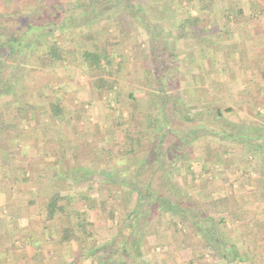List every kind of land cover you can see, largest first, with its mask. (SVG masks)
Masks as SVG:
<instances>
[{
    "label": "rangeland",
    "instance_id": "rangeland-1",
    "mask_svg": "<svg viewBox=\"0 0 264 264\" xmlns=\"http://www.w3.org/2000/svg\"><path fill=\"white\" fill-rule=\"evenodd\" d=\"M88 1L90 0H0V16L2 17L0 29L3 31V35L9 37L11 34L21 35L25 31L26 26L19 19L21 16L26 17L29 22L40 23L46 14L53 12L50 9L51 6L60 7L59 9L63 8L64 15L69 16L63 22L64 28L44 30L46 39L50 41L58 40V43L65 50L67 59L65 68L69 73L67 81H65V69H59V63H56V70L59 69L58 71H51L50 73L43 71L41 73L38 70L40 67L48 70L51 66L49 62L47 66L43 67L37 61L36 54L39 53H37L38 49L41 48L40 50H42V45L35 41L36 38L32 40L35 42L30 47L31 49L24 48L23 52H11L8 47L2 46L0 43V108L1 105L7 104V108L4 109L7 113V119L16 120L20 127V129L18 128L19 132L13 135L16 139H7L0 149V186H5V188L0 189L4 192L3 195H0V264H52L53 261H55L54 264H59L56 261L57 258H60L58 261H70L74 256V252L77 251L76 244L68 243L69 246L66 249L60 247L58 256L55 257V255H51L53 253L51 250L53 239L50 240L46 235L43 237L41 233L44 232L45 234L46 228L51 229L52 232L60 231L59 228L68 226L71 218L76 217L75 212L85 206L93 207L88 210L89 219L93 221V237L88 238V242L90 246L103 245L96 254L94 264H99V260L106 257L110 247L116 251V254H112L110 259L102 264H111L114 260L120 264H128L126 259L122 258V251L117 250L120 243L127 239L128 247L132 241L130 253L136 259V264H191L190 261L193 260H214L218 258L217 250L224 245L223 243H228V215L226 213H214V225L208 223L209 230L211 229L213 232L221 231V241L215 240L209 235L196 233L192 230L189 219L182 223L177 217L166 214L161 215L158 222L151 220L149 225L147 224L143 230L141 229L140 234L138 229L134 230L133 236L126 228V220L123 221V216L118 215V210L114 212L115 215H118L114 219L107 217L108 212L105 209L103 210L101 206L103 202L101 201L105 200L111 206L114 201L118 204L126 202L130 205L133 202L134 195H130L127 188H123L122 185L114 183L112 180L103 179L104 177L100 176V170L110 169L108 171H121L123 173L128 170L131 174L134 168L133 164L139 165L136 166L138 172L147 167L152 169L153 166L141 164L142 152H140L141 154L136 152V154L126 157L112 155L113 158L111 159V156L106 157L101 151L99 154L96 153V148L101 149V146L94 143V141L104 139V147L114 150L112 139L115 138L120 143L124 139L123 132H121L122 126L117 125L118 120L120 122L125 121V125L131 122L133 126H140L146 120V117L154 115V108L160 101V92L157 91L156 78H153V72L146 67L145 63L154 65L153 57L160 60L159 64L166 68L165 75L179 76L181 97L186 106H194L200 108L198 111L204 112L215 108L226 109V107L217 108L215 106L216 104L219 105L220 100L217 103L213 99L215 96L211 97L208 87L195 88L196 91L194 92L193 86L192 88L190 86L193 85V77L185 75L188 72L197 74L195 77V81H198L196 85L201 84V78L207 80L210 78V76L204 74V71L200 70V68H203L207 71L206 69L209 66V60L207 59L209 55L207 56L205 53V46H194V43L190 41L178 44L162 33L163 35L159 38L163 41L166 40L167 47L170 52L175 53L176 60L169 55L166 57L159 49L152 52V42L149 39L148 32L135 19L129 16L123 18L117 16L120 13L117 2L120 0H114L112 2L113 6H110L109 10L103 12L99 9L95 11L88 8L89 14L81 16V8L78 5L80 3L84 5ZM141 1L140 6L150 20L155 19L154 16L169 17L172 7L178 5V3L183 6L186 0H151V3L155 5H152V7L144 0ZM166 5L168 8L164 7ZM153 7H156L155 11L158 13L150 15L153 12ZM167 23H170L168 18ZM170 35L172 36V32L169 33ZM2 39H4V36ZM35 48L37 49L36 52H34ZM94 48L109 52V56H111L110 65L105 66L102 63L99 69H94L86 67L82 63V50H93ZM61 65L64 64L61 63L59 66ZM188 69L190 70L188 71ZM103 76H108L112 81L111 89L106 87L98 89L110 93L108 100L105 98L106 100L104 99L102 104L103 99H100L95 110L91 107H84L79 102L93 101L95 97L96 92L92 93L95 90L93 89L95 87L91 84L92 80ZM43 84L47 86L46 90L39 91L38 87ZM166 89L169 91L168 87ZM171 92L172 95H175L177 91L171 90ZM62 96L64 97L62 98ZM70 96H74L75 99L79 100L78 107L80 106V109H83L81 111L85 114L89 113V115L83 117V119H76L74 122L77 123L70 124L66 131L71 135H73L72 133L76 134L75 132L85 134L88 144L81 142L78 147L76 146L78 142L70 137L73 143H77L74 145L65 141L69 146L67 147L69 149L66 150L69 154L67 155L61 147L56 148L55 143L57 144L58 141L51 139V132H59L57 118L61 117V114H53L51 110L53 104L48 103V100L52 99V102L59 101V104L62 100H65L66 103L70 101ZM219 99L224 98L220 97ZM14 106H24L29 112L28 118L23 120V118L16 117L13 111ZM34 106H41V109H39L41 114ZM43 106L46 109L45 107L42 108ZM35 111L38 112L37 116L33 115ZM240 111L241 109L238 108L237 113L241 116L244 115ZM261 116L264 117L263 112ZM228 117V112H225L223 118L226 120L220 122L228 125ZM94 119L103 124V131H97L98 128L95 131H90V129H93L92 126H95L92 125ZM218 120L220 119L217 118ZM261 120H259L260 125L264 124V121L261 122ZM210 125L215 126L214 123ZM156 129H160L157 124L151 131H145L142 139L144 143L149 142L150 134L155 133ZM60 130L63 131V127ZM90 132L94 133L90 134ZM92 134H94L93 137H91ZM43 137L44 144L51 143V150L46 151V155H40L39 159L40 162L47 163V167L51 168L48 163L54 164L56 170L63 172L64 163L69 165L74 160L75 165H88L91 168H97V171L93 172L94 176L92 175L89 178L81 179L80 170L76 171L77 174L74 172L71 175L68 174L69 180L67 181L69 184L67 188L59 187L61 185L60 178L55 179L57 184L55 183L53 187L58 188L56 191L60 195H70L71 193V196L70 202L67 203L62 215H57L54 219H45L46 212L42 210L52 195L51 191L41 197L42 199H36L30 193L19 190L18 195H20V198L27 200V203L22 205L16 204L15 199L10 198L12 195H8L12 189H9L8 186L14 181L15 175L19 173L16 169L19 166L15 162L35 163V159L37 160V158H34L35 151L38 149L40 138ZM30 138H33V141L28 142ZM19 141L20 143L25 141V145H27L23 155H18V149H14L15 146L18 147L17 142L19 143ZM29 143H32L31 146ZM231 144L232 146H239L237 142H228L226 137L220 138L215 134H208L193 144L190 153L184 154L183 160L174 175V180L180 183L178 186L181 187L182 194H185L184 197L187 199L192 198L198 206L202 201H208L216 197H222L224 201L228 199V165L238 162V158L234 159L231 156V159L228 156V148L231 147ZM76 149L79 152L76 153ZM59 150H64L63 154ZM81 159H84V161ZM106 159H111L112 162L110 163ZM116 159H121V162L114 163ZM125 162L126 164L121 165ZM250 162L252 163V160L246 159L242 163L249 165ZM30 167L29 165L25 168L30 170L28 175L32 176ZM47 174L50 175L51 173L48 171ZM53 174L57 175V172H52V176ZM230 177L234 178V175L231 176L230 174ZM246 178V175H243L242 181L244 184L249 179ZM156 180L153 181L155 189L164 196L168 195L170 197L169 192L165 190L167 188L163 185V181ZM12 191L14 190L12 189ZM74 198L76 202L73 201ZM17 214L22 215V218L16 220L14 216ZM172 220L177 222L179 229L192 231L187 242H184L178 236L180 232L176 233V239L173 237V226L170 224ZM11 230L14 234L11 233ZM49 232L51 234V231ZM10 233L12 235H9ZM8 236L10 237L9 241H7Z\"/></svg>",
    "mask_w": 264,
    "mask_h": 264
},
{
    "label": "trees",
    "instance_id": "trees-1",
    "mask_svg": "<svg viewBox=\"0 0 264 264\" xmlns=\"http://www.w3.org/2000/svg\"><path fill=\"white\" fill-rule=\"evenodd\" d=\"M113 1L114 0H90L84 5L80 3L78 5L81 8L80 15L89 14L88 8L94 9L95 11L99 9V11L101 10L103 12L109 10L111 8L110 6H113ZM144 2L150 4V7L154 5L151 3V0H144ZM141 3V0L118 1V10L120 13L117 14V16L120 18L129 16L135 19L141 27L148 32L149 39L152 42V52H155V49H159L166 57L169 55L176 60L175 53L169 51L166 40H161L159 36L166 34L173 42L175 41V43L178 44H184L186 41L194 43V41H198L200 37L208 31L200 27L199 22L201 21L200 15L210 6L211 0H186L183 6L181 3L173 6L169 17L154 16L155 19L151 17L152 19L150 20L146 16L145 11L141 8ZM164 7L168 8L167 5ZM59 8L60 7L51 6L50 9L53 12L46 14V16L41 19L42 22L40 23L29 22L24 16L19 17L26 26L25 31L21 35L11 34L9 37L8 35H3V31L0 29V43L2 46L8 47L11 52H23L24 48L32 47L34 42L38 41V38L44 34V30L50 31L65 27L63 22L69 16H65L63 8ZM153 8V12L150 15L158 13L155 11L156 7ZM192 9H196L198 14L192 15L190 13ZM167 18L170 23H167ZM171 32L172 36H169ZM3 36L4 39L1 40ZM34 38H36V40L32 41ZM198 44L200 45L201 43ZM40 49L37 51L35 48L34 52H39L36 54V59L43 67L47 66V62L65 64L67 61L65 50H63L61 44L58 43V40L46 42L42 45V50ZM97 49L82 50V63H84L86 67L99 69L102 63H104L105 66L110 65L111 56H109V52ZM152 60H154V65L144 62L146 63V67L153 72V78H156L155 84L157 91L160 92V101L154 108V115L146 117V120L141 123L140 126H133L131 124L125 125V121H117V125L122 126L121 132H123L124 139L120 143L113 138L112 146L114 150L102 147L101 153L106 157L111 156L110 158L112 159V155L126 157L136 154V152H142L141 156L143 159L141 164L153 167L152 169L147 167L138 172L136 166L139 165L133 164L134 168L131 174L127 170L129 175L127 172L108 171L110 169L100 170V176L104 177L103 179L112 180L114 183L122 185L123 188H127V192H129L130 195H134L133 202H129L131 203L130 205L126 202L118 204V202L114 201L111 206L104 200L101 201L103 202L101 206L103 210L105 209V211L108 212L107 217L111 219H114L118 215L123 216V221L126 220L127 223L125 225L126 228L129 229L131 235L135 233L134 230L136 229L139 230L138 232L140 234L141 229L143 230L144 226L147 224L149 225L151 220L158 222L159 217L166 214L177 217L182 223L185 222L186 219H189L192 230L196 231V233L199 232L202 235H209L213 237V239L221 241V231L213 232L211 229L209 230L208 223L214 225L215 221L213 214H218L220 212L226 213L227 215L230 213L239 218L240 216L237 215L236 212L238 209L236 210L233 208L231 204H228V199L224 201L222 197L212 198L204 202L202 201L198 206L192 198L188 197L189 199H187L184 197L185 194H182L181 187L178 186L180 183L174 180V175L183 160L184 154L190 153L193 144L208 134H215L220 138L226 137L230 142L233 140L238 144L241 143L242 147L249 148L251 151L261 150V158L264 159V150H262L264 148V125L253 127L244 123L242 124L241 122H231L230 120H228V125H225L220 121L226 120L223 116L225 112L231 110L230 108L223 110L216 108L208 109V111L204 112L198 111L200 108L186 106L181 97L179 76H174L173 74L165 75L164 72L166 68L159 64L160 60H156L155 57H153ZM189 70L190 69H188V71ZM190 75L194 78L192 73H190ZM111 83L112 81L108 76L93 79L91 82L96 89L102 87L111 89ZM167 87L169 91H167ZM171 90H176V94L172 95ZM51 104H53L51 107L53 114H60L62 109H60L58 103L52 102ZM13 111L14 115L19 117V119L23 118V120H26L29 116V112L25 107L14 106ZM6 115V112L0 111V137L3 139L5 138V140L0 139V148L3 147L7 139H13L14 133L19 132L20 129L19 123L7 121ZM217 118L220 120L217 121ZM213 123L215 126L212 127L210 124ZM156 124L160 126V129H156L155 133H151L149 142L144 143L142 139L145 131H151L152 128H155ZM106 160L110 163L112 162L109 159ZM115 162L118 164V162H121V159H116L114 160V163ZM123 164H126V162L121 165ZM191 175L193 174L191 173ZM156 179L163 181V185L167 188L165 190L169 192V195H171L170 197L168 195L164 196L155 189L153 181H157ZM51 192L52 195L45 204V219H54L57 215H62L67 203L70 202L69 196L60 195L57 191ZM64 200L65 202H63ZM92 208L93 207L85 206L76 211V217H72L68 226L60 229L57 238H53V235H50V239H53L54 243L58 244V247L66 242L73 245L76 244L77 251L74 252L73 258L63 264H89L90 262L94 264L97 252L103 247L102 244L90 246L88 242V238L93 237V221L90 220L88 216V210ZM117 210L118 215H115L114 212ZM170 224L173 226V237L176 239V233L180 232L178 236H180L184 242H187L192 231L179 229L177 222L173 220L170 221ZM121 230L122 228L120 232ZM127 243L128 239L124 242L122 241L117 250L122 251V258H125L128 264H136V259L131 256L130 253L132 241L129 247ZM112 254H116V251L110 247L106 257L99 260V264L109 260ZM218 254L219 257L228 259V253H226L222 247L219 248ZM86 260H88V262ZM111 264L120 263L114 260Z\"/></svg>",
    "mask_w": 264,
    "mask_h": 264
},
{
    "label": "crops",
    "instance_id": "crops-1",
    "mask_svg": "<svg viewBox=\"0 0 264 264\" xmlns=\"http://www.w3.org/2000/svg\"><path fill=\"white\" fill-rule=\"evenodd\" d=\"M190 13L192 15L198 14L196 9H192ZM200 16L201 21L199 22V26L203 27L205 31H208L203 34L198 41H194V46H198V43L205 46V53L207 56L209 55L207 57L209 66L206 69L207 71L203 70V68H200V70L204 71V74L210 76V78L208 80L201 78V84L196 85L198 81H195L196 76L195 73L192 72L194 78L192 80L193 85H190L191 88L193 86L195 92L197 88L202 89L208 87L211 97L215 96L213 99L216 100L217 103L220 100L219 105H215L217 108L226 107L231 109L228 112V120L258 127L260 125L259 120L262 119L261 122L264 121V117L262 118L261 116L262 112L264 114V0H211L210 6L207 7L206 11ZM0 22L2 23L1 16ZM45 37V34L40 36L37 43L39 42L40 45H43L46 42H52ZM47 63L49 64V62ZM60 64L61 63H59V65ZM59 65V69H65V81H67L69 73L66 71L65 64ZM50 66L51 68L48 70L42 67L38 68V70L41 73L43 71L50 73L51 71L59 70H56V62L50 63ZM185 75L191 76L189 72L185 73ZM46 87L45 84L40 85L38 90L45 91ZM93 89L95 90L92 91V93L94 94L96 92L93 101L79 103L83 104L84 107H91L95 110V108L98 107L100 99H103L101 101L103 104L105 98L108 100V95H110V93L99 91L96 88ZM64 96H62V98ZM220 97L224 99H219ZM51 100H48V103H52ZM78 101L79 100L75 99L74 96L70 98L69 102L65 103V100H62L60 103L61 105L59 101H56L60 109H62L60 112L61 117L57 118V122H59L57 123L59 132L53 131L50 136L54 141H58L56 144L52 140L56 148L58 146L59 148L61 147L65 150V154L67 155L69 154L66 150L69 149L67 148L69 146H67L65 141L74 145L78 142L76 146H78V144L81 145V142L88 144L85 134L75 132L76 134L72 133L73 135H71L66 131L70 124L73 125L77 123L74 122L76 119H83V117L89 115V113L85 114V112L81 111L83 109H80V106L78 107ZM6 106L8 105H1L0 111L6 112L4 110L7 108ZM67 106L69 107L66 108ZM44 107L45 106L42 108ZM238 108L241 109L240 112L244 115L241 116L237 113ZM37 109L40 113L39 109H41V106L37 107ZM38 112L35 111L33 115L35 114L37 116ZM94 112L96 113V111ZM7 121L17 122L14 119H7ZM92 122H94L92 125L95 126H92L93 129H90V131H95L97 128V131H103L102 123L98 122L97 119H94ZM62 127L63 131L60 130ZM91 133L94 132H90V134ZM93 135L94 134H92L91 137H93ZM70 137L77 142L73 143ZM0 139L5 140V138L3 139L2 137H0ZM13 139H16V137H13ZM43 139L44 137L40 138L38 149L35 151L34 158H37V160L35 159V163L32 164L25 161L15 162L19 166L17 168L15 167L19 173L13 178L14 183L12 182L8 186L9 189L12 188L14 190L12 191L11 189L8 195H12L10 198H14L16 204L22 205L27 203L26 199L20 198V195H18L19 190L30 193L35 196L36 199H42L41 197L48 194L50 191H56L58 189L56 186L53 187L56 183V178H60L59 181L61 185L59 187L67 188L69 184L67 180H69V175H71V173H76V171L80 170V177L82 179L85 177H92V175L94 176L93 172L97 171L96 167L91 168L88 165H75L74 160L71 161L69 165H65L64 163L63 172L56 170L54 164L51 165L48 163L51 168L47 167V163L40 162L39 159L40 155H46L47 152L51 150V143L46 145ZM31 140L33 141V138L28 139V142ZM103 141L104 139H101L99 141H94V143H96V145L100 144L102 148L105 146ZM232 142L235 143L236 141L232 140ZM31 144L32 143H29L30 146ZM17 146V148L16 146L14 148L16 150L18 149L17 154L23 155V153H25V146H27L25 145V141H21V143L20 141L19 143L17 142ZM64 150H59V152L63 154ZM262 150H264V148ZM95 151L99 154L101 149L96 148ZM260 151H251L249 148L242 147L241 143L239 146H232V144L231 147L229 146L228 156H230V158L232 156L234 159L238 158V162L228 165V204H231L236 210L238 209L236 212L240 217L237 218L228 213V243H223L224 245L221 246L225 252L228 253V259L219 257L218 249V258L208 261L193 260L194 262L190 261L191 264H264V159L261 158ZM77 152H79L78 149H76V153ZM246 159L249 161L252 160V163L250 162L249 165H244L242 162ZM82 161H84V159ZM29 165L31 166L29 169L32 170V176L28 175V171L30 172V170L26 169ZM48 171L51 173L50 175L47 174ZM55 171L57 175L53 174L52 176V172L54 173ZM24 172L26 173L24 174ZM230 174L231 176L234 175V178L230 177ZM243 175H246V179L249 178L245 184L242 181ZM238 182H240L239 185ZM1 188H5V186H0V189ZM3 193V191H0V195H3ZM67 196L70 197L71 193ZM73 201L76 202L75 198ZM42 210L45 211V208H42ZM14 218H16V220L20 219L22 215L17 214ZM48 229L49 228L45 229V234L44 232L41 233L43 237L46 235L47 238H50V235H53V238H57L59 231L52 232L51 229ZM60 229L61 228H59V230ZM49 231H51V234ZM11 233L14 234L12 230ZM11 233L9 235H12ZM9 240L10 237L7 241ZM52 244L53 248L51 250L53 253L51 255H55V257L58 256L60 247L66 249V247L69 246L66 242L58 247V244H55L54 240ZM57 259L59 260L60 258ZM58 260L56 261L59 262V264L68 262ZM54 262L55 261L51 263L54 264Z\"/></svg>",
    "mask_w": 264,
    "mask_h": 264
}]
</instances>
